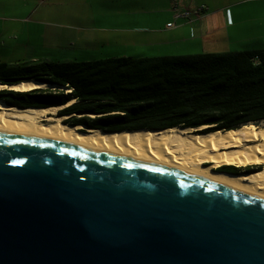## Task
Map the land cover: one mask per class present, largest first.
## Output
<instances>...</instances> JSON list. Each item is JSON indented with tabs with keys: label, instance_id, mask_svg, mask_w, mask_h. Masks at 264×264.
I'll return each mask as SVG.
<instances>
[{
	"label": "water",
	"instance_id": "water-1",
	"mask_svg": "<svg viewBox=\"0 0 264 264\" xmlns=\"http://www.w3.org/2000/svg\"><path fill=\"white\" fill-rule=\"evenodd\" d=\"M0 264H264V199L0 131Z\"/></svg>",
	"mask_w": 264,
	"mask_h": 264
},
{
	"label": "trees",
	"instance_id": "trees-1",
	"mask_svg": "<svg viewBox=\"0 0 264 264\" xmlns=\"http://www.w3.org/2000/svg\"><path fill=\"white\" fill-rule=\"evenodd\" d=\"M12 69L39 74L0 84L37 81L68 88L71 94L59 96L62 103L77 98L96 111L116 113L109 123L120 130L205 126L200 133H212L250 124L264 128V49L33 63Z\"/></svg>",
	"mask_w": 264,
	"mask_h": 264
},
{
	"label": "bare ground",
	"instance_id": "bare-ground-1",
	"mask_svg": "<svg viewBox=\"0 0 264 264\" xmlns=\"http://www.w3.org/2000/svg\"><path fill=\"white\" fill-rule=\"evenodd\" d=\"M28 92L58 89L36 81L2 86ZM74 100L67 103L69 107ZM60 108L18 109L0 101V131L32 138L82 145L160 163L177 172L205 179L241 193L264 199V128L252 124L241 128L203 134L207 127H173L165 130H124L107 133L83 125L72 127L56 113ZM58 114V113H57ZM81 130H87L81 133ZM259 168L251 174L219 173L222 166ZM225 168V167H222Z\"/></svg>",
	"mask_w": 264,
	"mask_h": 264
},
{
	"label": "crops",
	"instance_id": "crops-1",
	"mask_svg": "<svg viewBox=\"0 0 264 264\" xmlns=\"http://www.w3.org/2000/svg\"><path fill=\"white\" fill-rule=\"evenodd\" d=\"M115 2L100 4L87 17L78 14V6H72L76 14L70 17L76 19L73 28L77 32L70 34V42L74 43L76 53L97 54L95 61L219 53L210 49L231 43L230 39L242 33L252 20L245 5L261 4L262 10L255 17L264 13V0H179L182 7L206 5L209 10L198 23L181 21L170 29L167 24L173 21L171 0ZM233 28H240V32H233ZM197 49L200 52H195Z\"/></svg>",
	"mask_w": 264,
	"mask_h": 264
},
{
	"label": "rangeland",
	"instance_id": "rangeland-1",
	"mask_svg": "<svg viewBox=\"0 0 264 264\" xmlns=\"http://www.w3.org/2000/svg\"><path fill=\"white\" fill-rule=\"evenodd\" d=\"M115 1L0 0V82L11 83L24 75L39 74L35 70L19 71L12 69L30 66L33 63L97 60L98 58L95 57L99 55L92 52L76 53V48L73 47L74 43L70 42V34L77 32V29L73 28L76 19L70 17L71 14H76L72 12V6H78L80 9L78 14L87 17L92 15L93 9L100 4H113L116 3ZM124 1L130 2L131 0ZM93 4L96 5L93 6ZM260 5L257 3L245 5L244 9L248 11L247 15H251L252 20L249 19V23L243 32L233 36L230 39L231 43L210 50L227 53L264 49V13L255 17L262 10ZM261 25L263 29L260 28ZM235 29L236 32H240V28ZM235 29L231 30L234 32ZM195 52L200 51L197 49ZM50 93L58 94V91L53 89ZM107 125L116 126L114 123ZM222 167L235 166L226 165Z\"/></svg>",
	"mask_w": 264,
	"mask_h": 264
},
{
	"label": "flooded vegetation",
	"instance_id": "flooded-vegetation-1",
	"mask_svg": "<svg viewBox=\"0 0 264 264\" xmlns=\"http://www.w3.org/2000/svg\"><path fill=\"white\" fill-rule=\"evenodd\" d=\"M44 90V89H41ZM50 89L44 91H35V92H19L12 89H2L0 90V101L4 104L18 108V109H29V108H60V110L56 113L58 117L65 118V124L70 125L72 127L77 126H86L91 130L101 129L107 132H119L121 128L118 126H110L107 125L110 120H113V117L116 113H102L96 111L95 108L85 106L84 102L78 100L77 98H71L66 102L62 103L59 96L63 94H71V90H61L58 89V94L50 93ZM63 92V94L61 93ZM23 93V94H22ZM58 97V98H56ZM74 100L77 104L76 106L72 107L73 105L66 107L67 103ZM161 130V129H159ZM80 131V130H79ZM81 133L87 132V130H81ZM257 170V168H252ZM220 172H228V173H244V172H253L250 171L251 168L248 169H240L239 167L235 166L233 168H220L215 169Z\"/></svg>",
	"mask_w": 264,
	"mask_h": 264
},
{
	"label": "built area",
	"instance_id": "built-area-1",
	"mask_svg": "<svg viewBox=\"0 0 264 264\" xmlns=\"http://www.w3.org/2000/svg\"><path fill=\"white\" fill-rule=\"evenodd\" d=\"M171 12L173 15V21L167 24V28H176L177 22L182 23H198L208 13V7L201 5L196 8L182 7L179 0H171Z\"/></svg>",
	"mask_w": 264,
	"mask_h": 264
}]
</instances>
